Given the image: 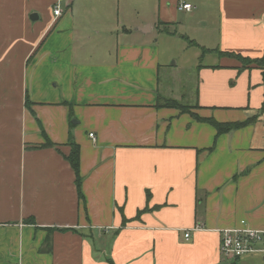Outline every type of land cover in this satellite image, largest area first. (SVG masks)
Returning <instances> with one entry per match:
<instances>
[{
	"label": "crops",
	"instance_id": "1",
	"mask_svg": "<svg viewBox=\"0 0 264 264\" xmlns=\"http://www.w3.org/2000/svg\"><path fill=\"white\" fill-rule=\"evenodd\" d=\"M192 1L68 0L55 17L56 0H0V264H264L220 251V229L264 230V82L218 52L264 54V0L206 1L219 38L195 44L213 51L180 112L158 106L180 96L163 94L149 37ZM196 116L244 124L219 134Z\"/></svg>",
	"mask_w": 264,
	"mask_h": 264
},
{
	"label": "rangeland",
	"instance_id": "2",
	"mask_svg": "<svg viewBox=\"0 0 264 264\" xmlns=\"http://www.w3.org/2000/svg\"><path fill=\"white\" fill-rule=\"evenodd\" d=\"M119 1H121L120 6L123 7L125 0H117V5ZM198 1L201 5L192 1V5L194 6L193 13L185 11L175 13L173 11L169 15L170 19L161 27L166 26L171 34L154 28L153 33L149 37L150 39H156L159 46H162L165 52L164 55H167L165 67L161 70V90L163 94L172 98L180 96L179 101L183 104L192 103L196 97L198 77L194 68L195 64L199 60L200 62L208 63L211 59L205 56L206 58L201 60L199 58L203 53L201 48L198 45L191 44L190 41H195L201 45L216 46L220 33L219 20L216 14H214L215 10L213 6L206 3L208 0ZM127 5L125 4V8L127 7V12L131 14L132 18H136L138 11L143 12L142 7L136 9L133 3ZM150 10V8H147L145 15L141 16H146L155 23L158 20L157 16ZM123 33L124 31H117L116 37ZM169 53L173 54V57L170 58ZM167 86H170L169 90L166 89Z\"/></svg>",
	"mask_w": 264,
	"mask_h": 264
},
{
	"label": "trees",
	"instance_id": "3",
	"mask_svg": "<svg viewBox=\"0 0 264 264\" xmlns=\"http://www.w3.org/2000/svg\"><path fill=\"white\" fill-rule=\"evenodd\" d=\"M164 24L165 23L161 22L160 27L163 26ZM161 29L163 31H168L166 26L161 27ZM190 43L193 45L198 44L195 41H190ZM211 51H213V50L203 48L204 54L207 52H211ZM218 52L221 55L238 59L239 61L242 62L244 67H247L250 65H257L262 70V76H263V82H264V54L259 58L251 59L250 57L243 56V55L236 53V52H233V51H219L218 50ZM26 102H27V104H29V102H30L29 99H27ZM158 106L175 107V108H178L180 110V112H190V110L192 108L191 106L184 105L175 99H165L162 101V103L161 102L158 103ZM196 117L199 118L200 120L209 121L211 124H213L216 127L219 134L223 133V132H229V131L235 130L244 124V123H239V122L220 123V122L214 120L213 118L203 119V118L198 117V116H196ZM70 145H71V151L68 155L65 156V158L69 161V163L71 164V166L74 169V172L76 175V185H77L79 197H80V199H84L83 194H82L83 177L81 175V149H80V146L74 142H71ZM41 146L42 147H53V146H55V144L50 139L47 138L46 143H44ZM121 212H122V215L124 218V222H126L127 218L125 217L124 212L123 211H121ZM141 212H143V211H141ZM141 212H140V214H141ZM30 222L34 223V220L30 219ZM110 263L114 264L111 260H110Z\"/></svg>",
	"mask_w": 264,
	"mask_h": 264
},
{
	"label": "built area",
	"instance_id": "4",
	"mask_svg": "<svg viewBox=\"0 0 264 264\" xmlns=\"http://www.w3.org/2000/svg\"><path fill=\"white\" fill-rule=\"evenodd\" d=\"M67 1L68 0H56L53 5L55 17L63 15L64 10L62 4ZM179 8L191 12L193 10V5L183 2L179 5ZM90 137L95 139L93 133H90ZM219 231L221 234L220 251L226 258L237 259L248 254H264V230L243 226L224 228ZM186 237H189V233H186Z\"/></svg>",
	"mask_w": 264,
	"mask_h": 264
},
{
	"label": "water",
	"instance_id": "5",
	"mask_svg": "<svg viewBox=\"0 0 264 264\" xmlns=\"http://www.w3.org/2000/svg\"><path fill=\"white\" fill-rule=\"evenodd\" d=\"M31 19L33 21H36V20L40 19V15H38L37 13H34V14L31 15Z\"/></svg>",
	"mask_w": 264,
	"mask_h": 264
}]
</instances>
